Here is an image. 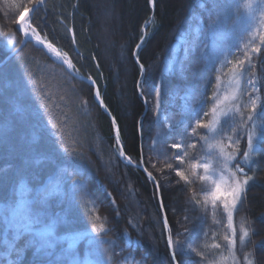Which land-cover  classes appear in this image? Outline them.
<instances>
[{"label": "trees", "instance_id": "trees-1", "mask_svg": "<svg viewBox=\"0 0 264 264\" xmlns=\"http://www.w3.org/2000/svg\"><path fill=\"white\" fill-rule=\"evenodd\" d=\"M22 2L0 0V62L11 51L8 42L14 26L10 21L16 5ZM228 2L242 5L244 0ZM103 12L108 18H101ZM210 14L208 0H154L151 4L149 0H48L35 17L34 26L38 25V31L54 47L68 54L79 74L94 80L109 113L118 123L120 144L126 156L137 164L141 147L145 149V157L149 155L147 149L154 136L164 141L156 145L158 151L174 155L178 150L167 145L184 142L181 140L184 127L195 126L193 109L207 123L215 103L210 98L227 93L230 81L234 80L238 90L235 104L229 106L233 112L238 107L247 116L244 106L248 103L247 93L251 92L247 81L264 78V55L254 54V67L246 66L243 77L236 78L231 72L232 65L217 60L216 56L226 48L233 62L243 57L248 34L258 25L241 7L238 15L222 13L224 24L210 31ZM69 28L73 29L75 42ZM16 35L20 40L19 34ZM142 36L144 40L137 50ZM201 50L205 55H201ZM134 51L146 68L145 74L139 70L132 55ZM235 79L240 80L239 86ZM32 80L37 82L36 86ZM157 85L162 88L159 120L154 113ZM261 99L264 100V94ZM204 112L209 115L203 116ZM166 122L168 128L164 127ZM6 124L9 135L6 142H0V212L6 203H11L14 192L19 197L21 185L25 188L47 185L65 174L64 170H75L83 182V191L76 194L70 215L62 195L46 208L49 222L67 216V222L56 228L57 251L60 247L68 248L64 236H73L85 228L90 230L92 219L99 217L97 223L110 230L101 247L111 255L113 247L109 242L115 241L114 251L119 253L114 258L117 264H125V260L127 264H169L163 215L154 185L141 171L121 161L112 124L94 101L93 87L69 75L32 43H27L23 52L0 69V128ZM52 124L57 128H52ZM232 126L231 120L224 123L221 143L225 151H230L226 146L227 136L233 134ZM206 131L198 129L201 134ZM165 133L171 135L166 137ZM217 141L220 137L212 139L209 134L208 143L198 144L196 150L189 149L185 163L179 167L188 175L189 164L203 157L213 163L216 178L225 175L220 171L222 163L216 159ZM209 143L216 147L210 148ZM240 146L245 148L246 140H241ZM64 148L69 153L75 149V153L69 155ZM257 148L264 152V142L258 140ZM179 151L183 154V149ZM253 162L259 165L255 178L247 186L243 202L233 216L237 237L241 226L255 230L246 245H240L237 240L235 255L239 264H243V255L249 251L253 254V264H264V245H261L264 155L253 154ZM166 163L162 160L156 168L148 166L162 185L158 193L166 209L164 216L173 233H181L178 238L183 247L196 246L203 256L201 259L186 252L183 264H234L224 240L225 235H231L226 214L222 207L203 203L204 190H210L211 185L200 181L187 185L174 172H169ZM194 195L201 200L198 206L190 203ZM30 239L24 242L27 251L22 257L23 264H34L33 250L27 247ZM13 242V235L6 231L4 217L0 215V264H6L5 248ZM213 244L221 247L213 248ZM76 251L80 262L93 259L82 241L76 244Z\"/></svg>", "mask_w": 264, "mask_h": 264}, {"label": "snow or ice", "instance_id": "snow-or-ice-1", "mask_svg": "<svg viewBox=\"0 0 264 264\" xmlns=\"http://www.w3.org/2000/svg\"><path fill=\"white\" fill-rule=\"evenodd\" d=\"M47 2L48 0H23L22 3L16 5L15 15L10 21L14 26L12 28L14 34L8 42V47L17 54L23 52V48L19 47V45L25 44V40H17L16 35L22 34L23 37L35 41L38 45H42L48 53L54 54L56 59L66 64L70 70H75V65L68 58V54L54 47L53 43L49 42L47 37L42 36L38 31V25L34 26L36 23L35 17L46 6ZM149 3H154V0H149ZM208 3L211 13L208 24L210 31L224 24V21L221 19L222 13L227 15L230 12H235L238 15L242 7L251 19H255L254 13L259 12L258 27H256L255 31L249 32L248 43L244 45L243 57H238L233 62V60L228 58L231 53L226 48L221 49L216 56L217 60L232 65L231 72L234 78L243 77L246 66L254 67V54L264 55V0H244L242 5L229 4L228 0H208ZM68 31L73 32V29L69 28ZM143 40L144 37L142 36L141 43ZM73 42H75L74 35ZM141 43L136 45L137 50L141 47ZM132 55L136 57V63L139 65L141 74H145L146 68L137 52L134 51ZM201 55H205L203 50H201ZM216 79L219 83L220 77L217 76ZM89 81L95 83L91 77H89ZM262 81H264V78L261 80L248 79L247 81V84L251 86V92L247 93L248 103L244 106V111H247L246 118L244 112L238 107L233 112L232 107L229 106L235 104L237 100L235 93L223 95V97L215 95L210 98L215 101L211 108V119L205 123L203 118L200 117L199 111L193 109V112L196 113L195 126L193 127L192 124H187L184 127L181 133V140L184 142L174 141L167 145L170 149L178 150L174 155L168 156L166 152L162 153L158 151L156 145L158 143L163 144L164 141L154 136L147 149L149 155L145 157V149L141 147L139 163L135 164V167L143 169L150 182H154V187L157 192L160 191L162 185L153 173L149 171L148 166L150 165L152 168H156L157 163L162 160L167 161V169L169 172H174L175 176L179 178V181L187 185H194L197 181L206 182L208 185H211L210 190H204L203 203L207 205L210 202L213 208L222 207L223 212L226 214L227 228L230 230L231 235H225L224 240L227 244L229 256L234 261V264H239L235 255L237 240L240 245L244 246L251 238L250 233H254L255 231L254 229L245 230L241 226V234L237 237V232L233 225V216L238 211V206L242 204L246 195L247 186L254 180L256 169L259 167L257 163L253 162V154L257 156L264 155V152H261L257 148L258 140L264 142V100L261 99L262 94H264V82ZM31 83L33 86L37 84L35 80H32ZM235 83L239 86L240 80L235 79ZM161 97L162 88L160 85H157L155 88L154 104V113L157 120H159L162 110ZM95 100L99 102L100 108L107 110V106L99 90L95 92ZM83 103L86 107L87 100H84ZM109 115L111 114L109 113ZM208 115V112L203 113L205 117ZM236 116H239L240 119L237 120ZM228 120L233 122L231 129L233 134L227 136L229 143L226 147L230 151H225V146H223L221 141L224 139V123ZM111 123L112 128L115 130L116 143L120 144V129L118 123L115 118L112 119ZM51 127L55 129L57 125L52 124ZM164 127L168 128L169 124L166 122ZM198 129H205L207 131L201 134L198 132ZM209 134H211L212 139L220 137V141H217V144H219V156L216 159L222 163L223 167L220 171L225 173V175H220L216 178V169L213 167V163L210 160L205 161L203 157L198 162L189 164L190 172L186 175L185 170H182L179 165L185 163V157L189 155V149L196 150L198 144L202 142L208 143ZM8 135L9 129L6 124L3 128H0V142H6ZM169 135L171 133H165L166 137ZM193 140L195 142H192ZM241 140H246V147L243 149L240 146ZM209 147L213 148L216 145L209 143ZM181 149H183V154L179 151ZM64 152L72 155L75 153V149L72 150V153H69L68 149L64 148ZM119 155L126 159L129 164L133 163L126 156L122 146ZM249 171L253 174L249 175ZM64 173L58 175L47 185L41 183L29 188L21 185L19 197L14 192L11 197V203H6L3 211L0 212V215L4 217L6 231L12 233L14 240L11 245H7L5 248L4 258L6 264H23L22 257L27 251L24 242L29 237L31 239L28 241L27 247L33 250L32 255L35 257L34 264H81L76 258V244L81 241L87 246L88 256L93 258L87 264H108V261H111L112 264H117L114 258L119 253L114 251L115 241L109 242L113 247L111 255L108 254L107 249L101 247V241L104 240V236L110 230L106 229L104 225L97 223L99 217L92 219L90 230L88 228L78 230L72 236V242L68 245V248L64 249L60 247L59 251H57L59 240L56 236V228L67 222V216L57 217L54 221L49 222L46 214L47 205L53 199H59L62 195L67 205V212L70 215L71 204L75 200L76 194L83 191V182L78 172L75 170L71 172L64 170ZM61 186L64 188L63 193L61 192ZM190 203L198 206L201 204V200L197 199L194 195ZM161 208L166 211L163 204H161ZM185 219H187V216ZM163 230L167 233L166 243L170 252L169 264H183V257L186 252L195 253L203 259L202 253L197 250L196 246L190 244L188 249L183 247V242L178 238L181 233H173L167 217H165L163 222ZM185 231H187V228H185ZM93 233L95 234V238L92 235ZM15 241H20V243H15ZM261 245H264V241H261ZM212 247L220 248L221 245L213 244ZM252 255L251 251L244 253L243 264H253ZM9 257L11 259H8ZM125 264H127V260H125Z\"/></svg>", "mask_w": 264, "mask_h": 264}, {"label": "water", "instance_id": "water-1", "mask_svg": "<svg viewBox=\"0 0 264 264\" xmlns=\"http://www.w3.org/2000/svg\"><path fill=\"white\" fill-rule=\"evenodd\" d=\"M19 36H20V40H21V39L25 40V44H23V45H19V47H21V48H24V46H25L26 43H28V42L35 43V41H31V40H29L28 38L23 37L22 34H19ZM71 38H72V40H73L72 35H71ZM140 43H141V41H140ZM35 44H36V43H35ZM37 45H38V44H37ZM38 46L41 47L44 51H46V49H44L42 45H38ZM15 55H17V53H15V52H13V51H11L10 53H8L7 56H6V57L0 62V68L3 67L4 65H6V64H7V63H8V62H9V61H10ZM57 61H58L63 67H64V69H65L70 75H72L73 77H75V78L81 80V81L84 82V83L90 84V85L93 87V89H94V94H93V95H94V100H95V92L97 91V87H96L95 83H92V82L89 81V77H88V75H78V74H76L73 70H70V69L67 67V65L64 64L62 61H60V60H57ZM92 81H93V80H92ZM95 102H96V104L99 106V102L96 101V100H95ZM100 109L103 110V111L105 112V114L109 117L110 122H111L113 118H112L111 115H109V111H108V109H107V110H105L104 108H100ZM111 124H112V123H111ZM114 137H115V140H116L115 130H114ZM117 146H118L119 151H120V150H121V144H117ZM120 159H121V161H122L123 163H125V164H127V165L133 167L134 169H137V170L141 171V172L144 174V176L147 178V176H146V174L144 173L143 169L138 168V167H135V164H134V163L129 164V163L127 162V160L124 159V158H122L121 156H120ZM151 183L154 185V182H151ZM157 200H158V204H159L160 209H161L162 214H163V222H164L165 217H164L163 209L161 208V204H162V203H161V198H160V195H159L158 192H157ZM165 234H166V238H167V233L165 232Z\"/></svg>", "mask_w": 264, "mask_h": 264}, {"label": "rangeland", "instance_id": "rangeland-1", "mask_svg": "<svg viewBox=\"0 0 264 264\" xmlns=\"http://www.w3.org/2000/svg\"><path fill=\"white\" fill-rule=\"evenodd\" d=\"M101 1V0H100ZM100 6H103V4H101ZM255 6V5H254ZM245 13H246V11H245ZM256 15H257V18H255V23L258 25V21H259V12H257L256 13ZM101 18L102 19H106V18H108V16L106 15V13L105 12H103L102 13V15H101ZM112 18H113V16H112ZM8 49H10L9 47H8ZM4 67V66H3ZM2 68V67H1ZM0 68V69H1ZM234 81V80H233ZM233 81L231 82L230 81V83L227 85V87H230V89L227 91V93H223L222 94V97H223V95H231V94H233V93H235V95H236V93H237V90H238V87L233 83ZM64 240L66 241V243H67V245H69L71 242H72V236H64ZM77 258V257H76ZM77 260H78V258H77ZM87 260H84V262H81V264H87Z\"/></svg>", "mask_w": 264, "mask_h": 264}, {"label": "bare ground", "instance_id": "bare-ground-1", "mask_svg": "<svg viewBox=\"0 0 264 264\" xmlns=\"http://www.w3.org/2000/svg\"><path fill=\"white\" fill-rule=\"evenodd\" d=\"M46 51H47V50H46ZM47 53H48V51H47ZM48 54L55 58V55H54V54H50V53H48Z\"/></svg>", "mask_w": 264, "mask_h": 264}]
</instances>
